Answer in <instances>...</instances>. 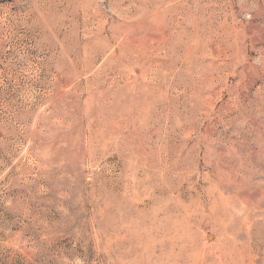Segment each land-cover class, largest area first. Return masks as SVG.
Here are the masks:
<instances>
[{
  "label": "rangeland",
  "instance_id": "rangeland-1",
  "mask_svg": "<svg viewBox=\"0 0 264 264\" xmlns=\"http://www.w3.org/2000/svg\"><path fill=\"white\" fill-rule=\"evenodd\" d=\"M0 264H264V0H0Z\"/></svg>",
  "mask_w": 264,
  "mask_h": 264
}]
</instances>
